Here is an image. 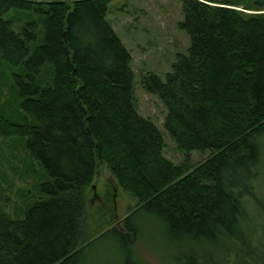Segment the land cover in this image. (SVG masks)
<instances>
[{"label":"trees","instance_id":"16d2710c","mask_svg":"<svg viewBox=\"0 0 264 264\" xmlns=\"http://www.w3.org/2000/svg\"><path fill=\"white\" fill-rule=\"evenodd\" d=\"M111 1L0 0V140L20 138L41 172L38 198L20 218L0 210V264H86L78 241L96 164L137 203L99 238L114 241L121 264H137L140 218L166 241L165 263L264 264V199L255 192L264 0H179L185 55L163 80H139L165 108L179 164L136 112L130 57L105 18ZM191 152L206 156L191 164Z\"/></svg>","mask_w":264,"mask_h":264},{"label":"rangeland","instance_id":"374dc122","mask_svg":"<svg viewBox=\"0 0 264 264\" xmlns=\"http://www.w3.org/2000/svg\"><path fill=\"white\" fill-rule=\"evenodd\" d=\"M105 18L129 54L137 114L148 119L160 133L162 156L172 164H179L182 155L163 126L165 108L157 97L141 89L139 80L146 74L163 80L176 55H185L188 38L177 28L182 19L180 1L112 0ZM5 73L6 69L0 66V83ZM21 141L18 137L0 140V210L11 219L20 218L24 205L38 198L34 186L41 175L31 164ZM205 156L191 152L190 163H198ZM262 165L255 191L260 199H264V158ZM90 188L84 196L78 248L87 256L86 264H121L123 258L114 241L99 238L111 228L122 227V220L136 208V200L115 186L103 165L96 164ZM248 211L251 218L256 216L254 209ZM137 229L139 239L130 250L131 258L137 264H168L163 260L166 241L158 229L143 218L137 221Z\"/></svg>","mask_w":264,"mask_h":264}]
</instances>
